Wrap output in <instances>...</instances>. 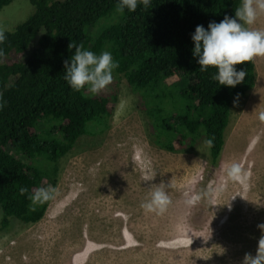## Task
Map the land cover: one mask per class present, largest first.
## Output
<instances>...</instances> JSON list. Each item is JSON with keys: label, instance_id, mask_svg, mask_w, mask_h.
Listing matches in <instances>:
<instances>
[{"label": "trees", "instance_id": "16d2710c", "mask_svg": "<svg viewBox=\"0 0 264 264\" xmlns=\"http://www.w3.org/2000/svg\"><path fill=\"white\" fill-rule=\"evenodd\" d=\"M15 0H0V10ZM34 11L0 42V209L1 228L12 219L40 222L51 203L32 205L39 187L57 186L60 161L85 135L109 127L118 100L112 82L98 94L75 91L64 80L63 62L74 52L69 43L96 54L109 51L125 79L147 104L151 142L169 152L213 138L210 162L217 166L224 149L231 107L256 84L254 60L234 88L201 72L192 55L191 34L232 17L240 0H151L148 7L116 11L117 0H31ZM100 26V28H98ZM33 46L25 62L6 63ZM143 105V103H142Z\"/></svg>", "mask_w": 264, "mask_h": 264}, {"label": "rangeland", "instance_id": "374dc122", "mask_svg": "<svg viewBox=\"0 0 264 264\" xmlns=\"http://www.w3.org/2000/svg\"><path fill=\"white\" fill-rule=\"evenodd\" d=\"M33 11L31 0L13 1L0 10V30L14 31ZM250 27L264 29V14ZM33 48L5 62H25ZM253 60L256 84L233 100L217 166L203 137L178 152L153 144L146 101L112 75L118 100L109 127L81 137L61 159L44 218L12 219L3 229L0 209V264H240L255 255L264 225V56ZM232 162L247 173L244 183L226 178ZM170 181L166 211L145 212L152 186ZM195 193L200 200L186 204Z\"/></svg>", "mask_w": 264, "mask_h": 264}, {"label": "clouds", "instance_id": "9594fccd", "mask_svg": "<svg viewBox=\"0 0 264 264\" xmlns=\"http://www.w3.org/2000/svg\"><path fill=\"white\" fill-rule=\"evenodd\" d=\"M151 0H117L116 11L123 13L135 11L137 5L148 7ZM264 14V0H240L232 17L225 15L219 22H209L207 29L197 25L190 39L193 43L192 55L199 65L200 71L205 72L214 68L211 78L219 85L234 88L244 81L245 68L237 69L234 66L245 64L257 56H264V29L251 28L257 17ZM5 39L0 32V42ZM68 49H74L73 54L63 62L64 80L67 85L75 90H85L92 95L98 94L112 81L113 70L118 67V62L113 59L109 51L96 54L83 45L70 42ZM258 119L264 121V110L259 111ZM205 143L209 148L213 145V138H208ZM225 175L228 180L244 183L247 173L239 163L232 162L226 165ZM167 187L163 182L152 186L148 198L140 207L148 213L162 214L170 204ZM57 189L52 185L39 187L31 195V204H43L55 199ZM187 195V194H186ZM201 198L200 193L192 194L185 200L186 204H193ZM261 236L257 241L255 255L245 253L240 264H264V225L258 226Z\"/></svg>", "mask_w": 264, "mask_h": 264}]
</instances>
